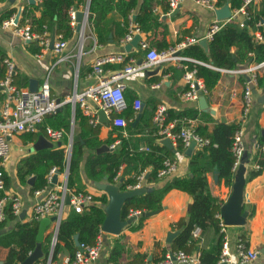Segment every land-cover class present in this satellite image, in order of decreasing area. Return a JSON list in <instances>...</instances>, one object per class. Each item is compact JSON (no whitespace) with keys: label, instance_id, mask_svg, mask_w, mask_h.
Returning <instances> with one entry per match:
<instances>
[{"label":"crops","instance_id":"crops-1","mask_svg":"<svg viewBox=\"0 0 264 264\" xmlns=\"http://www.w3.org/2000/svg\"><path fill=\"white\" fill-rule=\"evenodd\" d=\"M40 2L41 0H33V2L29 0H0V15L10 8L16 9L13 13L16 15L18 12L21 13L24 8L31 7V11L36 16H39ZM87 2L89 0H86L84 6ZM226 3L229 5L233 16L234 10L239 6L232 7L229 0H224L220 5L217 0V8L224 6ZM263 4L264 0H260L257 4L249 5L247 7L248 13L249 8L258 10ZM83 7L74 9L79 10L83 9ZM166 7V0H156L154 2V12L157 15L159 25L152 27L148 31H141L139 29L138 32H135L134 35H139L140 38L135 47H128V43L131 40L123 41L128 31L123 36H120L119 30L124 26L123 17L118 11L113 9L96 24L89 19L88 24L84 27L82 39L74 27L73 36L65 38L67 40L66 47L58 54L49 49L41 51L42 48L38 40L25 41L20 36L12 34L9 29L1 26L3 19L0 21V54H3L4 58L9 56L14 60L16 65L14 83L16 85L29 88V81L33 79L36 81L35 85L36 89H38L41 83L47 78L51 95L63 99L65 96L71 95L74 91H84L90 84L95 82L93 78L88 77V73L92 69L94 61L99 57L114 55H121L123 57L122 60L110 61L104 65L105 74L108 76L122 70L131 63H144L145 54L149 48L157 51L166 50L190 37L199 40L195 43H200L202 39H206L207 41L210 39L207 38V34L210 25L217 20L215 10L199 5L195 0H180L178 7L172 11H169V7L167 10ZM137 11L138 8L132 9L128 14L127 29L131 25H137L135 22ZM241 19L243 17L240 15L234 16L228 22L236 21L238 23V20ZM263 20L264 18L261 22ZM41 31L36 32L41 34ZM48 31L50 36L61 34L55 33L51 27ZM96 31L105 37L103 42L98 41ZM250 31L256 39L258 33H261L264 37V23L260 26L256 23V29L253 30L250 28ZM260 41L264 42V39ZM142 42H145L148 47L143 48L141 46ZM139 60L142 61L138 63ZM245 66L241 65L237 69ZM186 68L188 66L182 60H173L131 73L123 78V83L125 84L124 93L133 95L135 100H140L141 105L139 110H135L137 115L133 120V129L129 130L124 128L125 125L122 127L124 129L120 131L121 135L129 138L133 144V149L147 150L149 147L151 149L152 145L160 147V153L168 154L169 156L165 158L175 161L176 170L172 174L159 176V168L157 169L159 178L157 181L152 182L147 180L152 172V165L145 167L139 166L136 170H129L124 163H121L114 182L108 181L105 177L91 179L87 176L84 167L86 157L91 152L90 150H86L84 157L79 162L78 177L76 175L77 182L75 185L80 188V191L90 193L92 197L104 194L107 197V202L103 205L106 215V206L111 200L109 191H112L116 195L128 191V187L132 183L127 181V179L134 178L136 182L137 176L141 172H144L145 179L142 187L143 191H147L155 187L163 186L172 176H183L187 174L188 162L191 155L202 148H198L196 145L192 147L178 146L177 140L170 138V142H167V137H162L159 134L158 127L154 124L152 118L155 109L161 104L165 105L167 110L174 112L189 108L197 110L198 114L196 117L189 116L186 118H173L171 120H167L166 118L167 123L174 121V126L179 124V128L181 126H189L195 130L199 128L210 131L217 122L241 123L244 130L245 151L238 167L233 170L234 178L232 185L226 184L224 179L219 178L216 170L207 174L211 194L223 202L221 211L217 214L219 221L223 222V226L219 224L220 227L217 230L212 226H207L204 230H200L199 236L194 237L192 242L187 243L185 249H187L188 253L198 255L202 251H211L213 255H216L219 236L221 235L220 241L222 245L225 242L227 243L229 251L232 254V259L235 260L236 242L242 237L248 248L258 251V257L250 264H264V169L259 174L251 176V170L254 169L252 163L258 150L256 134L260 130L264 131V74H260L257 84L253 87L250 111L247 117L243 118V75L227 69H219L221 76L215 86L205 94L206 106L201 107L198 100L185 101L181 98L182 91L187 87L183 78ZM198 78L203 81L202 78ZM2 100L3 93L0 91V107ZM87 101L92 107L95 106L91 100L88 99ZM65 104H69L71 108L68 129L54 128L46 123L43 127L44 117L37 132H24L14 135L11 138L10 156L0 166L8 179L4 191L9 194L18 195L22 201L20 214L5 222V225L0 228L2 230L0 235L15 229L19 225L32 221L38 222L39 228L42 222L44 230L42 233L41 248L42 243L49 236V250L51 249L52 238L57 233L56 223L54 220H51L53 215L43 216L35 220L32 218V208L39 198L45 196L49 191L57 189L58 185L63 184L64 179L61 174L65 170L69 174L70 167L72 168V165L74 166V163L70 161L74 135L78 131V126L74 120V112L75 107L78 106L80 108V106L79 104L72 105L70 102ZM63 105L57 111H60ZM80 110L88 118L89 122H91L92 117L85 115L81 108ZM143 112H145V116L142 118L140 116H142ZM114 114L117 113H113L111 118L116 116ZM150 115L151 117L149 119ZM111 118L106 117L107 121L101 122L97 114V121L91 122L94 125L100 124L98 136L101 140L109 137L116 139L111 143L115 144L113 148H110L111 144L108 146L104 144L97 151H108L109 149L117 148L119 145L118 132L112 131L109 125V121L112 122ZM138 123L139 127L134 128ZM46 127L61 130V137L56 141L52 140L45 133ZM28 134L31 136L30 139H27ZM39 136H43L51 145L35 149L34 144ZM63 151H66V158L62 154ZM55 155L63 156L65 169L62 172L58 171L56 182L53 185L48 184L46 187H43V192L36 196L34 191H31L33 183H28V179L34 177L35 180V176L27 175L24 180H21L17 174V166L24 158L37 161ZM124 168L129 171L121 177ZM123 180L125 182H122ZM122 183L124 184V189L121 188ZM68 188L79 191L74 188ZM191 206L192 196L188 192L180 189H171L162 198L159 209L154 210L149 216H145L143 213L144 220L139 227L137 225L139 224L140 211L131 222L125 223L120 227L117 233L104 231L100 227L97 237L101 240L100 253L91 264H108L109 262L114 264H136L144 260H157L162 258L166 253L176 251L177 249H174L175 239L181 231V228L177 226V222L182 219H188ZM230 208H234V210L232 209L234 211L232 217L238 218L237 220L241 219L243 220L242 222L231 221L232 219L229 222L226 221L224 214ZM70 209L72 208L69 206L65 207L63 217L66 216ZM130 216L133 215L129 213L128 218ZM228 218L231 217L229 216ZM7 252L8 247L0 245V264H3ZM71 257L70 249L64 242L59 241L57 251L53 256L54 261L57 264H67V261Z\"/></svg>","mask_w":264,"mask_h":264},{"label":"trees","instance_id":"trees-1","mask_svg":"<svg viewBox=\"0 0 264 264\" xmlns=\"http://www.w3.org/2000/svg\"><path fill=\"white\" fill-rule=\"evenodd\" d=\"M156 0H89V19L94 24L101 20L105 15L115 9L123 17L124 26L120 28L119 34L123 36L127 29L128 14L132 9L138 8L135 15V22L141 31H148L154 26L159 25L157 15L154 12V2ZM224 0H218L220 5ZM86 0H41L39 3V16H36L31 7H26L21 11L19 24L29 22L36 31H41L43 25L51 27L55 33H61L64 38L73 36V28L70 26L69 10L71 8H81ZM232 7H238L242 0H229ZM32 6V5H31ZM168 4L166 9L168 10ZM37 8V7H36ZM250 18L247 24L241 27L236 21L226 22L221 28L213 33L212 37L207 41V49L200 43H191L180 49V55L192 58L202 63H194L189 60H182L188 68H195L197 76L203 79V83L207 91L211 90L218 82L221 72L219 69L235 70L241 65H248L252 62L264 60V42L257 40L250 31L256 29V23L261 22L264 18V4L258 9L249 8ZM16 11L10 8L0 15V21L10 17ZM262 29V28H260ZM99 42H103L105 37L96 31ZM166 47V46H165ZM232 48H234L232 50ZM3 54H0V76L4 75V66L2 60ZM126 109L119 115L125 118L126 126L129 130L133 129V120L136 117L133 107L134 96L126 94ZM168 111L167 120L173 118L196 117L197 110L189 108L183 111ZM71 108L69 104H64L60 111L45 116L43 127L46 124L54 128H69ZM118 115V114H114ZM145 112L142 113L144 117ZM151 115L149 116L150 119ZM74 120L78 126V131L74 135L71 150L70 172L68 174L67 185L80 191L76 186L79 170V162L84 157L86 150L91 152L85 160V171L89 178L98 179L105 177L108 181L114 182L119 166L124 163L129 170H136L139 166L145 167L152 165L153 169L147 180L155 182L158 180L157 169L163 165L165 157L168 154H161L160 147L152 145L147 150L133 149V144L129 138L121 135L124 128L116 127L109 121L112 131L118 132L119 145L115 149L108 151H97L101 145L107 146L116 139L109 137L101 140L98 136L100 124L94 125L89 122L88 118L81 113L78 106L75 107ZM41 126V125H40ZM240 123L217 122L210 131L196 128V131L203 137L208 138L209 144L201 150H197L191 155L188 162V173L183 176H172L163 186L155 187L147 191L134 194L127 197L121 206V218L128 219L130 211H140L139 227L144 220L143 213L145 211L157 210L161 207V201L164 195L171 189H180L188 192L192 196V206L187 220H180L177 226L181 231L175 239L174 249L184 250L187 252L186 244L194 238L192 231L195 227L204 230L207 226H212L216 230L220 227V221L217 214L221 211L222 200L211 194L207 174L216 170L219 178L224 179L225 183L232 185L234 172L232 169L234 157L231 151L233 135L239 128ZM139 123L134 126L138 128ZM179 124L174 126V132L178 131ZM176 131V132H177ZM30 134L27 139H30ZM256 142L258 150L254 156V161L260 165L259 169H252L251 176L259 174L264 169V156L261 147L264 145V131L260 130L256 134ZM178 146L183 145L181 140H177ZM55 165L58 171L65 169L63 156L55 155L44 160L31 161L30 158H24L17 166V174L21 180L27 175H34L35 180L31 186V191L46 187L48 185L45 175L50 168ZM71 165V164H70ZM123 169L124 174L129 171ZM0 173L4 180V187L8 183V179L4 171L0 168ZM122 179V178H120ZM130 183H135V179H127ZM122 182H125L123 180ZM122 183L121 188L124 189ZM1 191V190H0ZM3 195L2 191L0 197ZM107 202V197L103 194L93 196L91 203L84 208L82 212H75L73 209L68 210L58 225L56 242L53 247V256L57 251L58 242L62 241L70 249L73 255L78 246L74 242V236L77 234L79 244L93 245L99 235L100 227L105 219V211L103 205ZM14 218L10 211V204L6 206V218L0 222V228L5 225L7 220ZM38 222L32 221L27 224L17 226L15 229L2 233L0 235V245L8 247L7 255L3 264H17L24 260L27 255L34 249L37 239ZM242 238V237H241ZM243 239V238H242ZM221 235L216 255L212 252H205L199 255L201 264H216L221 252L222 243ZM244 241V240H243ZM245 242V241H244ZM49 236L42 243V251L44 256L49 252ZM39 261V260H38ZM36 261L34 264H36Z\"/></svg>","mask_w":264,"mask_h":264},{"label":"built area","instance_id":"built-area-1","mask_svg":"<svg viewBox=\"0 0 264 264\" xmlns=\"http://www.w3.org/2000/svg\"><path fill=\"white\" fill-rule=\"evenodd\" d=\"M169 6V11L178 7L180 0H166ZM260 0H243L242 4L234 10L233 16L223 20H215L209 28L207 38H211L213 33L218 31L221 26L232 19L234 16H242L243 19L238 20V24L243 27L249 19V13L247 7L251 4H257ZM199 5L215 10L217 8V0H195ZM86 5L81 11L85 10ZM77 9L71 8L69 10L70 26L76 28L77 21L75 20V13ZM16 15H12L9 18L4 19L1 22L3 28L9 29L12 34L20 36L25 41L38 40L41 45V51L52 50L54 53H61L66 47L67 40L63 38L61 34L52 35L48 31V26L43 25L41 34L34 31L30 23L26 22L22 25L15 19ZM89 21V11L85 13V17L81 22V31L79 36L83 38V30L85 25ZM264 23L257 22L260 26ZM139 28L131 25L128 32L123 38V41L132 40L134 33L138 32ZM54 39L52 41V37ZM258 40H263L264 37L261 33L257 35ZM199 40L190 37L186 40L169 47L166 50L157 51L149 48L145 54L144 63L134 64L131 63L125 66L122 70H119L111 75L105 74L104 65L110 61L122 60L121 55L99 57L97 58L92 69L88 73L89 78L95 80L84 91H74L71 95L65 96V98H56L50 93V85L46 78L38 89L31 91L28 87L18 86L14 83L15 75V62L7 56L3 58L2 64L4 66V75L0 76V91L3 93V100L0 107V166L3 165L10 156L11 151V138L14 135L29 132H37L39 125L42 123L44 117L49 114H54L65 103L70 102L72 105L79 104L83 113L87 116H91V122L97 121V112L99 109L103 110L107 118H111L113 113H120L126 108V100L124 97L125 84L123 78L127 75L148 69L154 65H159L163 62L173 60H189L194 63H202L192 58L176 55V52L188 44L198 42ZM143 48H147L145 42L141 43ZM238 72L243 75V106L242 117L246 118L252 104L253 87L257 84L260 74H264V60L259 62H252L243 68L230 70ZM183 78L187 87L182 91L181 98L185 101L198 100L200 92L205 96L208 92L201 79L197 77L195 68H186L183 74ZM91 100L95 106H91L87 100ZM141 105L140 100L136 99L133 102L135 110H139ZM167 108L165 105H159L153 114V122L158 127V132L162 137L171 138L172 140H181L183 146H188L191 142H195L198 148H203L209 144V139L203 137L196 130L189 126H181L177 132L173 131L174 121L167 123ZM112 124L118 127H124L126 120L119 115L111 118ZM45 133L54 141L58 140L61 135V130H55L50 127H46ZM115 144H111L110 148H113ZM258 147V146H257ZM146 149V147H145ZM264 156V145L261 147ZM231 151L234 157L232 169L235 170L241 162L245 146H244V130L240 123L239 128L233 135V141ZM254 169H259L260 165L257 161L252 163ZM176 170V163L174 160L165 158L163 165L158 171L159 176L172 174ZM55 173H59L56 166L50 168L46 175L48 184L51 183L52 177ZM67 170L61 175L63 176L64 183L58 185L57 189L49 191L45 196L39 198L32 208V218L38 220L43 216L53 215L56 216L54 220L57 227L63 217L65 207H71L75 212H82L84 207L92 201V195L87 192L74 191L67 186ZM145 179L144 172H141L136 179V182L129 185L128 190L139 189L143 186ZM0 190L3 195L0 197V222L6 218V206L10 204V211L14 216H18L21 212L22 201L18 195L6 193L4 187V180L0 173ZM43 192L42 189L34 190L36 196ZM68 198L69 203L66 204ZM132 215H136L139 211H130ZM220 225L223 226V222L220 221ZM200 228L195 227L192 231L194 237H198ZM56 242L55 238H52L51 249L48 254L36 264H57L53 259V246ZM101 240L96 239L93 245L79 244L78 248L67 261V264H91L100 253ZM258 257V251L250 249L246 246V243L242 238H239L236 242V259H232V254L229 251L228 245L225 242L222 245L221 252L219 254L216 264H250ZM108 264H114L109 262ZM136 264H201L198 254L188 253L184 250H176L170 253H166L162 258L157 260H144L141 263Z\"/></svg>","mask_w":264,"mask_h":264},{"label":"water","instance_id":"water-1","mask_svg":"<svg viewBox=\"0 0 264 264\" xmlns=\"http://www.w3.org/2000/svg\"><path fill=\"white\" fill-rule=\"evenodd\" d=\"M30 2H33V0H29ZM88 7H89V2H87L85 10L81 11V10H77L75 13V20L77 21V26H76V31L80 32L81 31V22L82 19L85 17V13L88 11ZM176 11V10H175ZM215 15L217 20H223L225 18H230L232 16L231 10L229 5L226 3L224 6L220 7V8H216L215 9ZM20 16V13H16L15 19L16 21H18ZM54 39V36L52 37V41ZM139 35H134V37L132 38V40L128 43V47H135L137 46V42L139 41ZM200 44L207 49V40L206 39H202L200 40ZM180 51L178 50L176 52V55H179ZM142 60H139L138 63H140ZM36 81L33 79H30L29 81V89L31 91H35L36 90ZM198 101L201 107H205L206 106V102H205V96L200 92V95L198 97ZM98 116H99V121L101 122H106V115L104 114L103 110L99 109L97 112ZM167 142H170V138L166 139ZM50 146L51 143L48 142L43 136H39L34 144L35 149H39L43 146ZM195 142H191L188 146H194ZM57 174L55 173L52 177L51 183L50 185H53V183L56 182L57 179ZM34 180V177H31L28 179V183L32 184ZM143 191V187L139 188V189H133V190H128L125 192H122L121 194H114L112 193V191H109L110 194V202L109 204L106 206V215H105V219L101 225L102 230L104 231H108L111 233H117L119 228L122 227L125 223H129L133 220V218H135V215L130 216L128 219L122 220L121 219V206L123 204V202L125 201V199L127 197H130L134 194L140 193ZM69 203L68 198L66 199V204ZM232 209L234 210V208H230V210L224 214V216L226 217V221H230V219H232L231 221H236L238 223L242 222L243 220H237L238 218L236 217H232L234 214V211H232ZM154 212V210L152 211H147L144 212L145 216H149ZM231 218H228V217ZM56 216H52L51 220H55ZM43 223L41 222L38 228V232H37V242L36 245L34 247V249L27 255V257L22 260L19 264H34L36 261L40 260L43 258L44 254L41 248V241H42V233H43V227H42ZM58 229V227H57ZM1 229H0V233H1ZM57 234V233H56ZM56 234L54 236V238L56 239ZM74 242L75 244L78 246L79 245V241H78V236L77 234L74 236ZM55 245V244H54ZM54 247V246H53Z\"/></svg>","mask_w":264,"mask_h":264},{"label":"rangeland","instance_id":"rangeland-1","mask_svg":"<svg viewBox=\"0 0 264 264\" xmlns=\"http://www.w3.org/2000/svg\"><path fill=\"white\" fill-rule=\"evenodd\" d=\"M62 154H63V155H65L64 157L66 158V151H65V152L63 151V153H62Z\"/></svg>","mask_w":264,"mask_h":264}]
</instances>
